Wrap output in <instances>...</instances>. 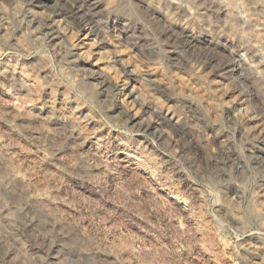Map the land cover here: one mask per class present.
I'll use <instances>...</instances> for the list:
<instances>
[{
	"label": "rangeland",
	"instance_id": "374dc122",
	"mask_svg": "<svg viewBox=\"0 0 264 264\" xmlns=\"http://www.w3.org/2000/svg\"><path fill=\"white\" fill-rule=\"evenodd\" d=\"M234 1L0 0V264H264V0Z\"/></svg>",
	"mask_w": 264,
	"mask_h": 264
},
{
	"label": "bare ground",
	"instance_id": "6f19581e",
	"mask_svg": "<svg viewBox=\"0 0 264 264\" xmlns=\"http://www.w3.org/2000/svg\"><path fill=\"white\" fill-rule=\"evenodd\" d=\"M81 1V3H83L85 6H87V7H89L92 11H95V12H97V11H99L100 9H103V10H105V11H107V13L108 14H111V13H113L114 11H115V8H114V6H113V4H108L107 2H106V0H80ZM146 1V0H145ZM150 1V0H149ZM235 1H237V0H235ZM234 1V2H235ZM238 1H240V0H238ZM237 1V2H238ZM237 7H238V5H236ZM234 8V7H233ZM232 8V9H233ZM236 9H238V8H236ZM239 10V9H238ZM234 11H235V9H234ZM236 17H238V19H241L240 17H241V15H236ZM237 19V18H236ZM237 19V20H238ZM124 27H125V29L128 31V32H130V34L132 35V37H134V39L135 38H137L138 40L139 39H141L142 38V35H143V29L141 28V27H138V26H136V25H133V24H130V23H125L124 24ZM144 27V26H143ZM144 30H145V28H144ZM138 32H139V34L140 35H138V36H136V34H138ZM143 38L144 39H146V36L144 35L143 36ZM141 39V40H144V39ZM253 50H254V52L256 53V51H257V49L256 48H253ZM171 51H173V50H171ZM170 51V52H171ZM172 53V52H171ZM228 67L230 66V65H227ZM226 66V67H227ZM124 90L125 91H128V90H130L131 89V92H133V93H135V89H136V87L137 88H139V86H138V84H137V81L136 80H131V81H127L124 85ZM139 90V89H138ZM136 94V93H135ZM141 96H142V94H140ZM140 95H138V96H140ZM143 98V101H145L146 102V105L148 106V107H150V108H153V109H155L156 111H158V112H162L163 110L159 107V106H157V104H152V103H150L149 101H147V99H145L144 97H142ZM167 116H169V117H171L172 119H175L176 118V116L174 115V114H171L170 112H167V114H166ZM132 118H137L136 117V114H134L133 115V117ZM253 131V130H252ZM252 131H250V132H252ZM253 133H255V132H253ZM127 155V157H126V159H128V161H127V163H128V166H129V164H131L132 162H133V160H134V156L133 155H129V154H126ZM15 180L16 181H24V179L23 178H21V177H19V176H17V175H15ZM169 194V193H168ZM168 199H170V201H173V202H175V203H184L185 204V198H184V196H182L180 193H171V194H169L168 195ZM194 216V214L193 213H190L189 214V218H192ZM81 233V235H83V232H80ZM210 257V256H209Z\"/></svg>",
	"mask_w": 264,
	"mask_h": 264
}]
</instances>
